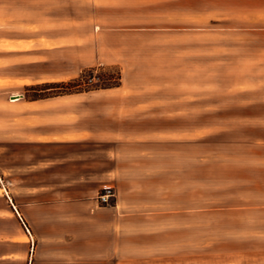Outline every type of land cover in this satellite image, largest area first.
<instances>
[{
	"label": "rangeland",
	"instance_id": "rangeland-1",
	"mask_svg": "<svg viewBox=\"0 0 264 264\" xmlns=\"http://www.w3.org/2000/svg\"><path fill=\"white\" fill-rule=\"evenodd\" d=\"M229 1L239 2L0 0V37L27 40L0 41V49L25 48L33 55L26 58L33 64L16 67L15 72L40 78L36 84L76 79L91 70L120 72V87L74 94L78 96L72 98L81 102L78 108L105 116L100 126L175 131L179 138L176 134L170 139L185 140L184 146L182 142L174 147L187 153L179 158L180 168L185 165L184 191L174 171L169 180L141 177L139 172L140 198L158 195L156 186L167 183L163 195L170 200L169 211L184 210L178 217L171 213L169 234L155 238V248L142 252L152 264H264V168L240 167L223 155H204L201 161L198 156L199 151L238 152L242 149L232 143L240 136L249 143L264 137L263 69H253L255 61L241 58L242 44L235 40L243 33V18L227 17ZM248 47L257 49L259 44ZM11 85L0 80V174L18 208L36 199L65 205L86 196H95L101 206L113 205V198L109 205L99 198L106 190L116 195L115 188H97L84 179L80 146L19 145L8 134L2 113L22 110V102L12 96L25 93L21 85ZM128 113L135 119L110 122L112 115ZM195 127H201L202 138L212 135L210 144L189 142L197 136ZM250 148L243 147L247 153ZM167 160L170 168L178 166L177 155L170 153ZM137 163L144 168L142 157ZM147 165L161 167V159ZM25 250L20 251L28 258Z\"/></svg>",
	"mask_w": 264,
	"mask_h": 264
},
{
	"label": "crops",
	"instance_id": "crops-1",
	"mask_svg": "<svg viewBox=\"0 0 264 264\" xmlns=\"http://www.w3.org/2000/svg\"><path fill=\"white\" fill-rule=\"evenodd\" d=\"M230 2H227L225 10L227 17L243 18V33L235 40L242 44L241 58L255 61L252 62V68L260 66L264 73V0ZM43 38L57 40L53 37ZM0 41L21 44L27 40L1 36ZM248 44H259V47L250 50ZM31 56L25 48H1L0 80L7 81L9 85L12 81H18L12 83L11 87L21 85L22 90L36 84L40 78L14 70L33 64L26 61ZM250 73L260 72L251 70ZM27 80L33 83L29 84ZM76 96L29 101L24 98L23 92L17 93L12 98L14 102H22L23 108L17 113H2L3 121L7 120L8 134L13 135L19 145L59 148L80 146L85 155L82 165L84 179L97 188H115L117 193L113 205L101 206L95 196H86L73 198L65 205L57 200L36 199L20 205L19 209L10 194L11 189L0 174V264H152L153 259L144 258L142 252L153 250L154 239L169 234L171 213L177 217L184 213L179 207L169 211L170 200L163 195L167 183L156 186L159 196L144 195L140 198L136 187L139 172L142 173L141 177L159 176L169 180L171 171H174L177 173L178 188L185 190V165L182 164L180 168L179 158L185 157L187 153L174 148L180 147L185 140L170 139V135L176 134L179 138L180 132L159 134L125 130L114 125L100 126V119L104 120L105 116L86 108L79 109L78 103L81 102L72 98ZM109 119L110 122L130 121L135 116L128 113L125 116L112 115ZM201 131V127H195L197 136L189 142L201 144L206 140L210 144L208 140L212 135L202 138ZM248 139L245 136L235 139L237 142L232 145L242 149H238V152L199 151L198 156L201 161L204 155H223L227 159L232 158L240 167L250 164L255 169L264 168V137H256L250 143ZM244 146L251 147L252 152L247 153ZM170 153L177 155V167L170 168L167 160ZM139 157L145 161L144 168L138 167ZM155 158L161 159V167L147 165ZM231 180L240 179L233 177ZM42 218L43 227H39ZM145 238L150 240L149 245L142 242ZM15 246H18L17 251ZM22 248H28V258L26 250L23 253L20 251Z\"/></svg>",
	"mask_w": 264,
	"mask_h": 264
},
{
	"label": "trees",
	"instance_id": "trees-1",
	"mask_svg": "<svg viewBox=\"0 0 264 264\" xmlns=\"http://www.w3.org/2000/svg\"><path fill=\"white\" fill-rule=\"evenodd\" d=\"M120 72L91 70L79 78L64 81L43 82L26 86L24 98L29 101L45 100L61 96L90 93L120 87Z\"/></svg>",
	"mask_w": 264,
	"mask_h": 264
},
{
	"label": "built area",
	"instance_id": "built-area-1",
	"mask_svg": "<svg viewBox=\"0 0 264 264\" xmlns=\"http://www.w3.org/2000/svg\"><path fill=\"white\" fill-rule=\"evenodd\" d=\"M114 197H115V193L112 190H106V192L100 196L99 200L101 204L109 205L112 198Z\"/></svg>",
	"mask_w": 264,
	"mask_h": 264
}]
</instances>
